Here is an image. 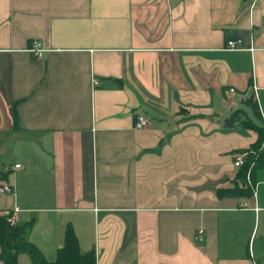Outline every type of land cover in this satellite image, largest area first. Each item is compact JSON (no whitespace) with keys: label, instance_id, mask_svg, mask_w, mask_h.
I'll return each instance as SVG.
<instances>
[{"label":"crops","instance_id":"1","mask_svg":"<svg viewBox=\"0 0 264 264\" xmlns=\"http://www.w3.org/2000/svg\"><path fill=\"white\" fill-rule=\"evenodd\" d=\"M251 84L264 118V0H0V215L47 260L69 225L96 264H264V167L216 192Z\"/></svg>","mask_w":264,"mask_h":264},{"label":"trees","instance_id":"2","mask_svg":"<svg viewBox=\"0 0 264 264\" xmlns=\"http://www.w3.org/2000/svg\"><path fill=\"white\" fill-rule=\"evenodd\" d=\"M245 103L249 106L252 116L259 121H253L251 117L245 116L244 118H239V124L255 131L257 133V139L252 148L245 152V162L240 167L234 185L229 188H217L216 192L219 196L234 193L237 195L251 194L252 189L246 183V174L249 172L251 175L255 167H264V122L259 114V105L256 100L252 101L251 97L246 99ZM13 117L16 122V114ZM234 120L236 119L231 114L226 122L232 123ZM240 180L245 181L247 186L239 183ZM9 217V214L0 215L1 264H18V256L21 253H26L32 264H96L94 250L86 253L80 251L77 238L71 226L68 225L65 227L63 244L57 249L55 258L53 260H47L37 246L28 239V234L32 228V221L24 223L14 222L11 224L8 220Z\"/></svg>","mask_w":264,"mask_h":264},{"label":"built area","instance_id":"3","mask_svg":"<svg viewBox=\"0 0 264 264\" xmlns=\"http://www.w3.org/2000/svg\"><path fill=\"white\" fill-rule=\"evenodd\" d=\"M226 48L228 49H238L236 43L232 40H229L227 41V45H226ZM35 57H39L42 55V53L45 51L44 48L41 47L40 43L38 41H33L31 47H29L28 49ZM251 90H252V94L253 96L255 97V100L257 101V95H256V87L251 84ZM230 92H233L234 89H229ZM258 103V101H257ZM263 119V122H264V118ZM148 124V120L146 119V117H144L143 115H137L136 118H135V122H134V127L135 128H141V127H144ZM246 155V154H245ZM245 160L243 159V156L240 155L238 156V158L236 159V161L234 162V165L235 166H239V167H242V165L244 164ZM20 165L19 164H15L14 167H19ZM9 168V166L6 167V169ZM246 183L250 185V174L249 172H247L246 174ZM0 192H11V188L8 186V185H3L0 187ZM9 222L11 224H13L15 221H14V218L12 216L9 217ZM203 235V230H198V234H197V237L198 238H201Z\"/></svg>","mask_w":264,"mask_h":264},{"label":"rangeland","instance_id":"4","mask_svg":"<svg viewBox=\"0 0 264 264\" xmlns=\"http://www.w3.org/2000/svg\"><path fill=\"white\" fill-rule=\"evenodd\" d=\"M251 97V99H252V101H254L255 100V97L252 95V96H250ZM250 97H248V98H250ZM252 119H254V120H256L257 121V119L255 118V117H252Z\"/></svg>","mask_w":264,"mask_h":264}]
</instances>
